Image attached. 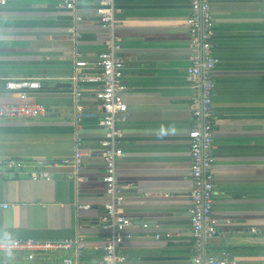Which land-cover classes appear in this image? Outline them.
Here are the masks:
<instances>
[{
  "label": "crops",
  "instance_id": "0c3cea01",
  "mask_svg": "<svg viewBox=\"0 0 264 264\" xmlns=\"http://www.w3.org/2000/svg\"><path fill=\"white\" fill-rule=\"evenodd\" d=\"M124 69L121 95L123 157L116 181L121 213L132 225L119 245L125 264H191L188 131L191 90L186 19L189 0H113ZM99 0H9L0 5V103L42 104L44 116L0 119V241L45 242L83 238L82 264H99L105 233L99 228L108 201L99 143V84L84 82L81 120L73 102L76 73L97 75L110 32L95 15ZM213 16L212 214L218 235L205 255L227 264H264V0H210ZM80 16L81 20H76ZM75 60L85 62L75 67ZM37 81V89L11 91L6 81ZM84 156L82 166L54 164ZM44 160L45 165H38ZM37 175L34 177L32 173ZM41 173H46L47 179ZM88 205V209L80 206ZM76 263V249L0 250V264Z\"/></svg>",
  "mask_w": 264,
  "mask_h": 264
},
{
  "label": "built area",
  "instance_id": "2783aa9c",
  "mask_svg": "<svg viewBox=\"0 0 264 264\" xmlns=\"http://www.w3.org/2000/svg\"><path fill=\"white\" fill-rule=\"evenodd\" d=\"M9 0H0V5H5ZM64 9L71 12L77 11V0H61ZM95 15L100 26L110 32V38L105 44V50L99 54L97 75H82L75 71L73 102L76 109V123L81 120V91L80 85L84 82H95L99 88L95 98L101 110L102 117L99 126L103 129L104 136L99 146V154L104 167L103 183L108 201L103 206L100 216L99 228L105 233L103 257L99 264H125L126 256L119 251L123 240L130 238L126 230L132 222L121 213L124 192L116 181L117 164L123 157L121 148L122 133L118 127L121 115L126 112L127 105L121 95V79L124 64L118 51L120 46L115 36V17L113 0H99L95 8ZM76 20H81L80 16ZM189 36L190 65L187 68V79L191 90L189 110L192 116V126L188 131L190 155V181L189 215L191 223V264H227V258L217 259L205 255L204 246L207 241L218 235L217 220L212 214L214 183L212 167L213 154V123L215 119L213 98L215 84L213 70L216 58L213 54V16L210 0H189V16L186 19ZM85 62L75 60V67H82ZM39 83L32 80L15 79L6 81L4 88L11 91L24 89H37ZM46 108L42 104H10L0 103V119H35L44 116ZM84 154L77 150L70 158H62L54 166H72L75 171L82 166ZM38 165H45L44 160H39ZM22 164L13 159L0 161L2 169H20ZM47 179L46 173H41ZM35 177L37 174L34 172ZM6 207V204H0ZM88 209V205L80 206ZM83 238L78 236L74 241L64 240L59 242H45L33 239L28 240H2L0 250H19L27 253L32 259L35 252L48 250L76 249V263L81 256V243ZM63 264H73L68 258Z\"/></svg>",
  "mask_w": 264,
  "mask_h": 264
}]
</instances>
